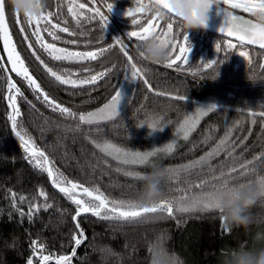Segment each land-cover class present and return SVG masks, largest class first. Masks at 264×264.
I'll return each mask as SVG.
<instances>
[{
  "label": "trees",
  "instance_id": "1",
  "mask_svg": "<svg viewBox=\"0 0 264 264\" xmlns=\"http://www.w3.org/2000/svg\"><path fill=\"white\" fill-rule=\"evenodd\" d=\"M143 2L148 4L149 1ZM4 3L15 49L30 74L51 98L77 116L95 112L121 90L129 70L117 41L128 46L152 90L136 78L118 117L98 125L79 124L78 119L62 116L42 99H37L27 82L11 70L0 40V264H28L29 259L32 264H42V256L50 257L46 264H56L58 258L64 256L71 258L70 264H151L152 248L163 249L173 264H224L238 248L264 247V196L261 195L249 209L251 222L246 229H225L218 209L176 213L171 218L158 212L133 222L101 220L91 213H83L74 221L76 206L53 186L46 171L35 167L27 158V151L16 135L17 131H22L34 149L44 152L54 169L68 180L84 187L99 188L109 200L136 201L143 181L126 176L125 171L144 174L154 168L163 172L161 199L196 195L202 190L193 187L188 191L190 186L211 181L213 175L218 176L221 171L238 167L264 153V115H261L264 113V51L240 46L202 30H190L186 33L187 41L194 48L188 63H177L179 67L168 68L165 66L167 60L150 63L141 58L138 53L140 43L127 36L128 32L145 26L151 13L143 12L139 25H133L106 11L109 3L118 9L135 8L138 6L136 0H76L77 4L85 3L83 11L87 17H91L96 8L108 15L104 26L99 17L85 19L77 26L67 11L66 0H46L44 11L58 13L52 17V23L67 26L77 35L70 36L57 30L61 39L53 40L42 31L45 42L78 52L99 51L111 45V49L96 60L56 61L35 43L26 24L25 32L21 33L11 8L6 0ZM160 23L165 24V21ZM174 31L181 33L176 39L183 42L184 32L179 24ZM72 40L78 43H67ZM226 42L237 44V47L229 49ZM29 43L33 45L31 49ZM216 44H220V52L216 51ZM33 51L54 71L77 74L73 79L112 70L94 85L72 88L50 77ZM240 51L247 54L244 59L239 57ZM213 60L217 63L212 68L204 67ZM218 71L219 76L213 81ZM8 78L23 94L17 95L20 115L15 117L16 128H13L11 117L14 114L8 102L12 93L7 88ZM203 104L216 107L200 117L187 139H182L167 156L154 164H121L99 151L93 143L107 141L131 152L158 149L166 145L185 119ZM153 123L157 125L155 130L149 127ZM226 134L230 142L237 144L234 153L237 159H229L221 152L207 161L210 167L177 171L182 165L212 151ZM250 167L255 171L244 176L235 174L229 186L244 183L256 187L257 180L264 177V161L254 160ZM213 168L216 169L214 173ZM212 188V184H207L203 191ZM40 191L46 195L41 197ZM45 204L51 207L45 208ZM80 232H83L82 237ZM74 235L81 239L79 245L75 244ZM40 245H43L42 250Z\"/></svg>",
  "mask_w": 264,
  "mask_h": 264
},
{
  "label": "snow or ice",
  "instance_id": "2",
  "mask_svg": "<svg viewBox=\"0 0 264 264\" xmlns=\"http://www.w3.org/2000/svg\"><path fill=\"white\" fill-rule=\"evenodd\" d=\"M67 2V11L71 15L72 20L76 23L77 26H80L85 19L91 20L99 17V20L102 26L106 25L108 21V15H104L99 8L94 10V14L91 17H87L84 13L85 3H76V0H66ZM138 7L134 10H129L125 15L133 16L134 12H146V5L151 3L157 4L160 9L164 12L165 24H161V19L157 15L152 14L151 18L147 20V26H140L139 31H130L127 33L129 39L135 38L139 43L149 39H156L165 49L168 50V58L166 67L171 68L173 65H177V61L183 60L185 64L188 63V55L191 45L187 42L186 33L183 34V43L179 42L176 37L180 36L179 31H174L175 26L178 25V20L171 13L167 0H149L148 4L143 3V0H136ZM222 5L223 7L218 9L223 12L224 21L219 27L218 31L220 33H226L228 36H234L240 46L245 44H259L261 48H264V25L255 23L251 19H245L243 16L238 15L235 11L239 9L243 12L250 13L252 15H264V0H260L259 3H252L251 0H217V6ZM224 5H228V8H225ZM113 7L112 3L107 5L108 13L111 12ZM16 22L20 25L21 33H24L26 28H31V35L35 37V43L43 49L53 60L61 61L66 60L69 62H80L85 60H96L99 56L104 55L105 52L111 49V45L108 49L100 48L97 52L85 51H69L67 49L58 48L53 43H47L44 41L41 32H46L53 40H60L61 37L57 35V30L61 33H67L70 36L77 35L74 31L70 30L69 27H61L58 23H52V17L58 16V13L45 12L42 11L39 16H27L21 20L19 14H13ZM133 25H139V22L136 19H132ZM67 24V21H64ZM33 24L36 26L33 27ZM43 24V27H41ZM83 35V33H80ZM0 40H3L4 48L8 53V63L11 64V70L15 72L18 76H21L23 80L27 82L29 87L32 88L33 92L37 94V99H42V102L47 106L51 107L54 112H59L62 116L67 118L78 119L79 124L86 125H98L101 121H111L119 116L118 106L122 100V94L120 91H116L114 95L111 96V99L99 108L95 112H88L87 114H77L71 109L62 106L57 103L53 98H51L47 92H45L37 80L30 74L29 69L25 66L23 59L20 54L16 52L15 46L11 42V34L9 31V24L7 22L5 3L4 0H0ZM25 40H28V36H25ZM67 43L76 44L78 41L72 40L67 41ZM120 44V51L126 57L127 60V69L131 72V77L133 79L139 78L143 81L145 85L149 87L151 91V86L149 81L144 78L142 69L137 66L133 60V56L130 54L128 46L123 43V41H117ZM29 48L33 47L32 43H29ZM227 48H235L237 44L231 42H226L225 45ZM216 51H221L220 44H216ZM179 50V55H176V50ZM241 56L246 57L245 52L239 53ZM33 55L40 62V65L44 70L49 74L50 77H53L61 85H68L72 88L83 87L84 85H94L98 80L104 78L108 72L112 69H107L105 72H100L94 75H89L83 79H73L72 77L77 75L71 72L58 73L49 67L39 55L33 51ZM173 56L175 57L173 59ZM217 61H211L204 64L205 68H212ZM223 63V61H220ZM2 67V64H0ZM4 71H7L5 68ZM8 90L14 92L17 95L22 96L20 89L15 86V84L8 78L7 82ZM157 95H163V93H156ZM183 99V97H176ZM9 100L13 101L15 104L14 96L9 95ZM215 105H209L205 108L197 109L196 117H187L181 127L178 129V134L183 132V138L187 139L189 132L195 127V120L198 119L200 115H205L208 111L215 109ZM15 117L20 115V112L17 108H13ZM261 115H264L262 113ZM15 117H11L13 120V128L17 127ZM78 124V127H79ZM153 130L156 129L157 125L155 123L149 125ZM16 135L21 140L22 144L25 146V151L33 149L30 153V159L34 163V166L46 171L49 179L52 181L54 187H57L61 193L65 195L75 206L76 213L73 215L72 219L74 221L83 214L91 213L93 216L98 217L101 220H120L125 222H133L141 217L147 216L149 214L162 213L167 215L169 218L173 217L176 213H190L199 211H206L216 208V200L218 194L223 191L230 190L231 178L235 174L240 176L247 175L250 171H255V169L250 166L254 163V160L264 161V153H261L259 156L254 157V160H248L244 163L239 164L238 167H229L226 172L221 171L220 174L213 175L211 181H202L199 184L190 186L188 191H191L192 188L201 189L198 194L193 196H182L173 200L167 198L161 199L160 201L152 204L147 207H139L132 200H109L99 188H89L84 187L77 182L68 180L63 174L59 173L58 170H55L52 166V162L45 155L44 152L34 149V146L31 143L30 139H25V136L22 134V131H17ZM95 147L99 149L105 155L112 156L114 160L119 161L121 164H144L148 161L149 157L155 155L154 152H127L116 145L110 142H97L93 141ZM243 141H240L242 144ZM174 147L173 144L167 146V151L171 152ZM237 144L236 142H230L228 135L220 140L215 148L212 151L208 152L205 156L200 157V159L192 161L186 165H182L180 170L189 172L194 170L197 167L209 166L207 161L219 155L221 152H225L229 159H237L234 156ZM210 167V166H209ZM119 171V169H117ZM214 173L216 169H211ZM126 176L135 177L138 181H143V176L138 172L125 171ZM212 184L213 188L211 191H203L205 185ZM256 185L259 187L261 196H264V177H260ZM139 190V189H138ZM39 195L44 197L46 194L43 191H40ZM21 200L24 197H20ZM36 207V206H33ZM45 208L51 207V205L45 204ZM219 210V209H218ZM222 213L221 210H219ZM31 218V214L29 216ZM222 220V219H221ZM79 228V224L76 225ZM79 236H83V232L79 233ZM73 240L76 245H79L82 241L76 235L73 236ZM36 242H33L34 253H35ZM40 249H43V245H40ZM74 255V253H73ZM50 259L49 256H42V264ZM71 258L68 256L60 257L56 261V264H70ZM28 264H32V260L29 259Z\"/></svg>",
  "mask_w": 264,
  "mask_h": 264
},
{
  "label": "clouds",
  "instance_id": "3",
  "mask_svg": "<svg viewBox=\"0 0 264 264\" xmlns=\"http://www.w3.org/2000/svg\"><path fill=\"white\" fill-rule=\"evenodd\" d=\"M13 14L22 17L39 16L45 8L46 0H6ZM171 13L178 20L180 30L184 33L190 30H206L209 24V12L217 6V0H167ZM146 12L155 14L159 19L165 18L160 7L151 3L146 5ZM256 23L264 25V15H256ZM138 53L141 58L150 63H162L168 58V50L156 39L149 38L140 43ZM219 71L212 78L216 80ZM143 187L135 203L139 207H147L162 198L160 188L163 172L152 169L141 174ZM261 195L249 184H238L230 190L218 194L216 208L222 211L223 227L229 231L235 228H247L251 222L249 209ZM151 264H173L172 258L161 248L151 249ZM224 264H264V247L259 249L238 248L225 259Z\"/></svg>",
  "mask_w": 264,
  "mask_h": 264
},
{
  "label": "rangeland",
  "instance_id": "4",
  "mask_svg": "<svg viewBox=\"0 0 264 264\" xmlns=\"http://www.w3.org/2000/svg\"><path fill=\"white\" fill-rule=\"evenodd\" d=\"M256 0H251V2H255ZM260 1V0H259ZM144 3V2H143ZM146 4V3H145ZM136 7H138V6H136ZM135 7V8H136ZM135 8H126V9H118V8H115V7H112V10H111V12L110 13H108L110 16H113V17H118V18H120V19H125V21H126V23H128V24H132V19H136L137 21H139L140 19H142V13L143 12H139V13H136V12H134V14H133V16H127V15H125V13H127L129 10H134ZM106 9V8H105ZM104 9V10H105ZM238 11H241V10H239V9H237ZM106 11H107V9H106ZM108 12V11H107ZM243 12V11H242ZM250 14V13H249ZM250 15H252V14H250ZM252 16H254V17H256V15H252ZM36 25L35 24H33V27H35ZM145 26H147V24L145 25ZM30 30H31V28H30ZM140 30V29H139ZM139 30H135V31H139ZM189 41V40H188ZM187 41V42H188ZM11 42H12V44L15 46V44H14V42H13V40H12V38H11ZM179 42H181V43H183L182 41H179ZM190 45H191V43L190 42H188ZM2 46H3V49H4V51H5V55H6V57H7V60H8V53H7V51L5 50V48H4V43H3V40H2ZM59 48V47H58ZM193 48H194V46L193 45H191V48H190V51H189V53H186V55H188V59L191 57L190 55L192 54V52H193ZM63 49V48H62ZM16 50V49H15ZM67 50H69V49H67ZM69 51H73V50H69ZM17 52V51H16ZM78 52V51H77ZM92 52H97V51H92ZM240 52H242V51H240ZM176 55H179L180 53H179V50L177 49L176 50V53H175ZM175 57L173 56V59H174ZM177 63H180V64H183L184 62H183V60H180V61H177ZM9 65H10V67H11V64L9 63ZM134 82H135V79H133L132 77H131V72L130 71H128V73H127V75H126V77H125V80H124V82H123V85H122V87H121V90H120V92H121V94H122V100H121V103H120V105L118 106V111L124 106V104L126 103V101H127V99L129 98V95H130V92H131V88H132V86H133V84H134ZM9 95H13L14 96V100H15V104H13V101L12 100H9L8 99V102H9V104H10V108H11V110H12V112H13V114H14V117H15V113H14V111H13V108L15 107V108H17V94H15L14 92H12V93H10ZM207 106H209L208 104H203V105H201V106H199L197 109H199V108H205V107H207ZM197 109L193 112V114L192 115H190V117H196L197 116ZM201 116H203V115H200L199 117H198V119H196L195 120V124L197 123V121L200 119V117ZM23 134V133H22ZM24 135V134H23ZM182 139H184L183 138V132H180L179 134L177 133V134H175L173 137H172V139L171 140H169L168 141V143L166 144V145H164V146H162V147H160V148H155V149H152V150H150V151H147V152H154L155 153V155H153L152 157H149V159H148V161L146 162V163H144V164H139V163H137V164H127V165H131V166H146V165H151V164H154V163H156L157 161H159L161 158H163V157H165V156H167L170 152L169 151H167L166 149H167V146L169 145V144H173V142H174V147H173V149L179 144V142L182 140ZM19 141H20V143L22 144V142H21V140L19 139ZM22 146H24L23 144H22ZM25 147V146H24ZM172 149V150H173ZM99 150V149H98ZM126 151V150H125ZM127 152H131V151H127ZM147 152H141V153H147ZM105 154V153H104ZM26 155H27V158L32 162V160L30 159V154H29V151H27V153H26ZM108 156V155H107ZM110 158H112V156H109ZM113 159V158H112ZM117 161V160H116ZM117 162H119V161H117ZM253 189L256 191V192H258V193H260V190H259V187L258 186H256V187H253Z\"/></svg>",
  "mask_w": 264,
  "mask_h": 264
},
{
  "label": "water",
  "instance_id": "5",
  "mask_svg": "<svg viewBox=\"0 0 264 264\" xmlns=\"http://www.w3.org/2000/svg\"><path fill=\"white\" fill-rule=\"evenodd\" d=\"M222 7H223L222 5H219V6L213 7L210 10V12L208 14L209 15L208 27H207L206 30H202V31H205V32H208V33H210V34H212L214 36H219V37H222V38H225V39H228L230 41H234V42L238 43L234 36H228L226 33H220L218 31L219 27L222 25V23L224 21L223 12L218 10V9H220ZM224 7L228 8L227 5H224ZM233 11H235L238 15L243 16L245 19H251V20H253L256 23V19L255 18H253L251 16H248L246 14H243V13L237 11V10H233ZM243 46L248 47V48H253V49H258V50L264 51V48H261L258 43L257 44H245ZM239 57L241 59H244V57L241 56V55H239Z\"/></svg>",
  "mask_w": 264,
  "mask_h": 264
},
{
  "label": "flooded vegetation",
  "instance_id": "6",
  "mask_svg": "<svg viewBox=\"0 0 264 264\" xmlns=\"http://www.w3.org/2000/svg\"><path fill=\"white\" fill-rule=\"evenodd\" d=\"M260 1L259 0H256L255 2H252V3H259ZM228 6V5H227ZM237 10V9H236ZM238 11V10H237ZM239 12H241V13H243V14H246V15H248V16H251V17H253L254 18V16H252V15H250L249 13H247V12H242V11H239Z\"/></svg>",
  "mask_w": 264,
  "mask_h": 264
}]
</instances>
